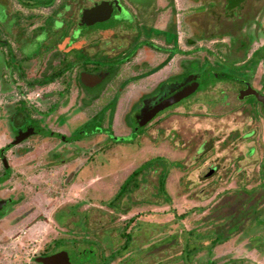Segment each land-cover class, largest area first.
Returning <instances> with one entry per match:
<instances>
[{
    "label": "flooded vegetation",
    "instance_id": "af4514ba",
    "mask_svg": "<svg viewBox=\"0 0 264 264\" xmlns=\"http://www.w3.org/2000/svg\"><path fill=\"white\" fill-rule=\"evenodd\" d=\"M239 1L231 14L229 0H0L1 248L52 208L55 226L70 235L33 263L61 252L76 257L92 235L91 203L60 199L91 186L95 170L104 179L109 167L124 168L149 127L198 93L195 86L135 131L164 88L196 80L190 65L211 67L240 102L253 99V119L264 114L254 95L241 99L247 89L264 96V0ZM155 159L134 161L135 171L146 169L137 189L160 166ZM76 234L87 236L77 241ZM0 264L12 263L0 257Z\"/></svg>",
    "mask_w": 264,
    "mask_h": 264
},
{
    "label": "rangeland",
    "instance_id": "374dc122",
    "mask_svg": "<svg viewBox=\"0 0 264 264\" xmlns=\"http://www.w3.org/2000/svg\"><path fill=\"white\" fill-rule=\"evenodd\" d=\"M232 9L228 8V12ZM203 56L207 61L209 55ZM207 66L202 70L201 66L190 65L198 93L149 127L147 140L134 151V158L124 163V168L113 164L106 169L104 179L97 178L95 170L91 186L77 185L66 199H60L61 203L86 198L91 203V237L101 245L97 257L99 252L108 257L111 252L122 250L125 238L120 233L136 221L142 225L135 232V241L141 249L152 241L151 249L133 255L131 260L125 255L134 249L123 250V264H183L180 259L187 240L196 232L208 245L195 264H210L212 258L219 264L231 259L264 264V114L259 109V116L253 119V99L250 103L240 102L238 90L212 76V68ZM120 148L129 150L125 144ZM150 155L157 157L160 166L150 170L146 181L133 193V209L123 215L108 210L103 203L113 199L135 171L134 161ZM179 166L182 171L175 169ZM162 173L168 175L167 192L173 199L170 205L159 196ZM53 211L45 209L41 217L31 218L32 222L25 224L22 231L10 234L8 245L0 247V257L12 264H34L35 257L52 250L57 237H69L65 226H55ZM71 221L64 223L71 228ZM83 235L76 234V240L82 241ZM215 237L221 244L213 248L209 240ZM86 247L81 244L80 250ZM76 257L75 264L96 263L93 253L82 251Z\"/></svg>",
    "mask_w": 264,
    "mask_h": 264
},
{
    "label": "trees",
    "instance_id": "16d2710c",
    "mask_svg": "<svg viewBox=\"0 0 264 264\" xmlns=\"http://www.w3.org/2000/svg\"><path fill=\"white\" fill-rule=\"evenodd\" d=\"M158 159H155V161H157ZM166 171V170H165ZM165 171H163L165 173ZM144 172H146L145 168H139L137 171H135L130 178L125 182V184L120 188L117 196L112 199L111 201H109L107 203L108 207L111 210H114L117 214L119 213H123V214H127L128 210H126V207L131 203V194L135 192V190L138 187V183H139V179L141 177H143ZM162 173L159 177V181H158V188H159V196L164 198L165 202L167 204H172L173 203V199L172 197H170L169 193L167 192V177L163 176ZM168 174V173H166ZM185 215L179 217L180 219L184 218ZM131 222V221H130ZM130 224V223H129ZM128 224V225H129ZM131 225V224H130ZM142 223H136V221H134V226H131L129 229H125L123 231H121V235L124 236L125 238V245L122 248V250L120 249L119 252H111V254L108 257H104V255H102L101 252H99V255L97 257V251H99V249H101V245H100V241L94 239V238H90L89 240H85V244L88 245L87 248L83 249L82 251L86 254H90L93 253L95 257L92 258V260L94 259V261L96 262L95 264H103L101 263L103 261V259H105L104 264H123V260H122V256L120 255V252L124 251H131L132 249H134V251L132 250L130 253H128L129 255H125V259H130V257H132L133 255H139L141 253H143L144 251L150 250L149 249V243L152 241H149V243L146 245H144V249H141L139 244L135 241V232L136 229L141 228ZM87 234L83 235V238L86 239ZM208 242V241H207ZM207 242L203 241L201 237H199L196 233H192L191 237L187 240L186 246L183 250L182 253V258L180 259L181 263L183 264H195L196 260H198L199 254L201 253V251H203L204 249H206L207 247ZM94 244V245H93ZM209 244L210 246H213V248L217 247L219 244H221V242H219V237H215L211 240H209ZM134 245V246H133ZM81 250H77V254H79L80 252H82ZM209 249L207 251V253H209ZM214 254V251H211V257ZM99 259H101L99 261ZM90 260V259H89ZM131 260V259H130ZM264 260V258H263ZM87 263V262H85ZM88 264V263H87ZM202 264H208L205 261L202 262ZM210 264H219L217 261H214L213 258L211 260ZM223 264H254V262H244L243 260H236L233 261V259L229 260L226 263Z\"/></svg>",
    "mask_w": 264,
    "mask_h": 264
},
{
    "label": "water",
    "instance_id": "95a60500",
    "mask_svg": "<svg viewBox=\"0 0 264 264\" xmlns=\"http://www.w3.org/2000/svg\"><path fill=\"white\" fill-rule=\"evenodd\" d=\"M239 2H240L239 0H229L228 8L235 7ZM87 14L88 13H86L85 15ZM194 82L195 81L192 77H188L180 83L172 84L164 88L161 92V96H159L156 100H153L151 102L152 104L154 103L151 106V108L149 109L148 107H146L143 110V111H146L145 115L136 125L135 131L139 129V127H142L145 124H147L156 114H158L162 110H165L166 108H169L179 103L184 98H187L190 95H192L196 90L195 89L196 85ZM253 95L257 98V100L261 104H263V107H264V96L252 89H247L243 91L241 94V99L247 96H253ZM66 253L68 252H61L57 255H54L48 258H38L37 263H40V264H75L74 261H75V258L77 257L71 258Z\"/></svg>",
    "mask_w": 264,
    "mask_h": 264
},
{
    "label": "crops",
    "instance_id": "0c3cea01",
    "mask_svg": "<svg viewBox=\"0 0 264 264\" xmlns=\"http://www.w3.org/2000/svg\"><path fill=\"white\" fill-rule=\"evenodd\" d=\"M213 1H216V2L221 3V4H226L227 0H213Z\"/></svg>",
    "mask_w": 264,
    "mask_h": 264
}]
</instances>
